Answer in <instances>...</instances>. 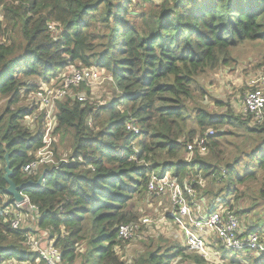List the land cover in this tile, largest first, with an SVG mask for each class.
Here are the masks:
<instances>
[{
	"label": "trees",
	"instance_id": "trees-1",
	"mask_svg": "<svg viewBox=\"0 0 264 264\" xmlns=\"http://www.w3.org/2000/svg\"><path fill=\"white\" fill-rule=\"evenodd\" d=\"M131 6L132 0H0V16L20 28L26 41L24 48L2 44L0 22V102L5 103L0 109V208L12 200L6 193L7 154L14 183L40 178L28 177L24 168L42 146L44 115L33 100L42 84L57 79L68 66L96 67L112 75L120 92L97 110L71 98L57 104L56 133L76 132L75 154L68 163L48 169L44 188L26 190L30 204L38 208L39 229L55 239L65 264H172L182 257L181 247L166 253L158 249L129 263L117 252L124 244L118 227L137 222L128 205L148 193L153 174L169 175L183 186L190 176L202 174L212 179L208 193L214 198H206L208 202L223 199L239 217L264 203V123L253 125L230 109L223 115L200 106L189 110L199 77L232 66L236 60L231 51L245 42H264V0H175L154 14H140L139 19L148 18L142 25L130 19ZM52 25L59 32L53 34ZM29 97L32 103L26 105ZM33 115L39 117L28 124ZM128 124L140 134L129 131ZM234 126L245 132L244 176L237 172L241 158L226 162L219 155L221 140L232 135L223 129ZM210 130L215 132L208 137L210 158L197 154L188 162L183 150ZM256 181L261 185L258 196L235 208V200L245 196L235 183ZM193 185L201 198L198 192L206 188ZM30 232L13 231L0 214V259L34 263L36 256L22 244ZM251 232L259 233L245 234ZM246 253L257 254L223 252V257ZM260 255L253 264H264V251ZM195 261L206 262L200 256Z\"/></svg>",
	"mask_w": 264,
	"mask_h": 264
},
{
	"label": "rangeland",
	"instance_id": "rangeland-1",
	"mask_svg": "<svg viewBox=\"0 0 264 264\" xmlns=\"http://www.w3.org/2000/svg\"><path fill=\"white\" fill-rule=\"evenodd\" d=\"M175 0H132V11L129 15L131 20H134L137 25H142L145 19H139L140 14H154L158 8L162 5L174 4ZM0 22L3 23V29L5 31L4 37L2 38V44H14L16 48H24L26 41L23 37V32L20 28L14 27L8 21H5L3 16H0ZM52 33L59 32L55 25L51 26ZM100 32V30L96 31ZM102 43V40L98 41ZM11 44V45H12ZM101 49V48H99ZM232 57L235 58L236 62L229 67H221L216 71H209L206 74L199 77L196 81L194 88L198 91L195 93L196 100L190 103L189 110L193 107L200 106L210 111L211 113H217L223 115L228 109L232 110L235 115L242 116V102L247 94L251 90V83L253 80L264 77V42H245L244 44L234 48L231 51ZM79 65V64H78ZM37 80V79H35ZM102 83L95 85L94 88L80 89L81 93H86L88 97L89 106L95 110L109 105L115 98L120 96V92L114 86L112 75L104 71ZM90 90V92H89ZM205 92V96L200 95V92ZM89 92V94H88ZM70 98H68L69 100ZM32 103V98L29 97L26 101V105ZM217 103H223L224 107H218ZM5 103L0 102V109L5 108ZM32 119V117H31ZM192 127H196L192 125ZM237 127H225L224 131H229L232 135H228L225 139L221 140L222 147L220 148V156L226 162H232L235 158H241L240 164L238 165L237 172L239 176L245 175V145L243 142L245 138L244 130L236 129ZM77 135L74 130L67 132L57 133V143L55 146L56 157L59 162L72 160L76 148H77ZM197 154L202 158L209 159L211 156V149L204 151L203 153L197 152L193 157L188 155V152L184 149L183 155L187 161L197 157ZM211 162L216 160L210 159ZM192 175L195 172L192 171ZM192 179L189 180L191 184L196 183L201 185L205 190L198 192L201 198H197L198 202L201 203L206 201L208 198L210 201L213 200L214 194L208 193L212 191V185L210 178H205L202 174L199 178L190 176ZM234 177H236L234 175ZM229 180V179H228ZM235 186L241 191L245 192V196L241 200H235V208L238 203L240 207L244 208L247 206V201L250 198L258 196V191L261 188L259 181L249 183L246 186H241L235 183ZM220 188H222L220 186ZM209 206H203L204 211L209 210ZM173 211L172 201L169 195L154 197L150 194L136 196L128 205V212L139 222L142 218L148 217L151 219L152 224L148 227H143L139 234V237L135 240L124 242L117 248L118 254L123 260L132 263L137 259L138 256L145 254L148 251H156L161 249L163 253L174 250L176 247L183 249L182 257L174 260L172 264H253V260L260 257V254H243L233 259H224L222 249L220 245L215 244L213 248L212 256H214L213 263H197L195 257L198 255L187 247V241L181 228L176 225L172 220L162 223L167 214ZM242 229L244 232L258 231L259 236L264 240V203H260L257 207L250 212L249 215L241 216ZM258 221V225H255ZM135 223V222H132ZM255 226V227H254ZM32 227L33 230L38 228V219L30 215L27 218L26 228ZM84 251L85 246L80 245ZM211 256V257H212ZM9 260V259H8ZM12 260H17L12 258ZM4 261L0 259V263ZM36 264V263H29Z\"/></svg>",
	"mask_w": 264,
	"mask_h": 264
},
{
	"label": "built area",
	"instance_id": "built-area-1",
	"mask_svg": "<svg viewBox=\"0 0 264 264\" xmlns=\"http://www.w3.org/2000/svg\"><path fill=\"white\" fill-rule=\"evenodd\" d=\"M103 75L104 71L96 67L68 66L57 79L42 84L38 92L34 94L33 100L44 115V129L41 148L35 153L34 160L24 168L28 177L38 176V174L41 177L45 169L58 168L61 164L68 163L67 161L59 162L56 157L57 122L55 113L57 104L68 98L80 103H87V94L81 93L80 89L82 87L94 88L95 85H99L103 81ZM251 87L243 99L241 114L244 118L250 119L253 125H262L264 123V77L253 80ZM31 117L28 119V124L34 123L39 116ZM89 124L92 125V121H89ZM128 130L134 132L135 135L140 134L139 128L133 124H128ZM214 134L215 132L210 130L204 137H196L193 142L187 145L188 155L193 157L197 152L206 151L208 139ZM148 193L156 196H170L173 211L167 214L161 222L164 224L172 220L178 225L187 241V247L206 262H214L212 253L213 248L216 247L215 244L223 246L222 252L254 251L260 254L264 251V240L259 236V233L245 234L240 217L221 203L223 199L211 203L206 199L199 203L196 189L190 182L183 186L169 175L158 177L153 174L148 185ZM23 196L25 200L22 203L13 200L4 203L0 208L2 222L13 231H31L26 235L22 244L29 254L36 256L34 263L65 264L62 251L56 246L55 239H52L46 231H41L39 227L35 231L32 227L26 228L27 218L30 215L37 214L34 217L38 220L40 215L38 208L30 204L26 193ZM203 206H209V210L204 211ZM151 224L152 221L148 217L142 218L139 222L122 224L118 227V240L122 242L135 240L139 237L142 228ZM62 232L65 234L64 228H62ZM0 264H29V262L23 263L9 259Z\"/></svg>",
	"mask_w": 264,
	"mask_h": 264
},
{
	"label": "water",
	"instance_id": "water-1",
	"mask_svg": "<svg viewBox=\"0 0 264 264\" xmlns=\"http://www.w3.org/2000/svg\"><path fill=\"white\" fill-rule=\"evenodd\" d=\"M5 159L7 162L5 179L8 183V188L6 189V193L9 197L12 198L14 202H19V203L24 202L25 197L23 196V194L26 193V190L28 188H31V187L42 188L43 187L48 169L44 170L43 174L37 181L29 180L28 182H25L22 185H17L12 180L13 171L11 170V167H10V161H9L8 154L5 156Z\"/></svg>",
	"mask_w": 264,
	"mask_h": 264
},
{
	"label": "crops",
	"instance_id": "crops-1",
	"mask_svg": "<svg viewBox=\"0 0 264 264\" xmlns=\"http://www.w3.org/2000/svg\"><path fill=\"white\" fill-rule=\"evenodd\" d=\"M34 216H37V214H35Z\"/></svg>",
	"mask_w": 264,
	"mask_h": 264
}]
</instances>
